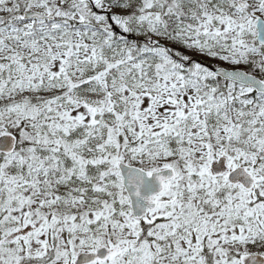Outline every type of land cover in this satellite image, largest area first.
Masks as SVG:
<instances>
[{"label":"snow or ice","instance_id":"6c2138e0","mask_svg":"<svg viewBox=\"0 0 264 264\" xmlns=\"http://www.w3.org/2000/svg\"><path fill=\"white\" fill-rule=\"evenodd\" d=\"M0 264H264V0H0Z\"/></svg>","mask_w":264,"mask_h":264}]
</instances>
